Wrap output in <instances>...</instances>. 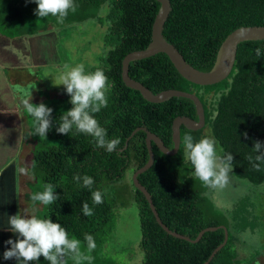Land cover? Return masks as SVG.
<instances>
[{
    "label": "trees",
    "instance_id": "trees-1",
    "mask_svg": "<svg viewBox=\"0 0 264 264\" xmlns=\"http://www.w3.org/2000/svg\"><path fill=\"white\" fill-rule=\"evenodd\" d=\"M172 11L164 26L165 39L174 45L185 60L197 70L210 71L225 39L243 27L264 26V0H170ZM64 23L55 17L38 18L37 5L30 0H0V36L11 40L23 36H37L51 24L57 28L83 27L88 23L107 25L105 46L100 64L91 72L102 69L109 81L106 93L108 105L94 114L100 126L106 129V139H119L117 150L109 153L97 148L93 137L59 134L60 117L72 107L71 97L59 89L62 97H47L44 104L51 108V126L46 139L34 135L35 123L24 109L29 133L33 142L29 173L34 179L30 184L31 196L42 192L45 184L54 186L58 199L44 206L38 218L59 223L68 233V239L80 241L81 249H88L85 235L94 238L93 258H102L104 246L115 227V183L126 173L132 160L135 171L147 164L149 151L146 128L156 134L165 146L172 149L173 122L177 117L196 119L195 104L184 98H173L156 104L146 101L140 92L130 89L122 79L125 57L148 47L152 28L160 3L156 0H72ZM108 13L102 17L104 9ZM261 49L257 57L255 49ZM130 77L141 82L153 93L178 90L195 93L204 105L207 124L223 150L225 160L231 156L230 166L237 178L254 185L264 186V40L242 43L237 52L234 70L230 77L213 86H198L184 79L166 54L132 62ZM200 92H202L200 94ZM210 94H219L215 109L208 103ZM206 99V100H205ZM38 105L40 103H33ZM42 103V102H41ZM191 135L192 142L200 141L201 132L183 127L179 161L172 162L155 144L154 165L139 176L140 183L150 193L162 223L192 240L201 231L224 226L229 231L227 245L209 264H241L238 260L236 237L232 222L239 233L258 228L252 202L248 197L240 200L232 214L220 211L207 195L211 188L194 175V168L184 154V135ZM259 145V147H257ZM94 180L92 189L83 187L82 179ZM101 191L103 203L93 204L92 191ZM93 209L92 216L83 214V204ZM135 203L139 211L143 264H206L213 252L223 244L225 231L219 229L204 234L194 244L169 235L157 222L145 195L136 190ZM42 264H51L43 256ZM70 257L76 264L84 263L78 253L64 249L58 255L59 264H67ZM29 264H40L31 261Z\"/></svg>",
    "mask_w": 264,
    "mask_h": 264
},
{
    "label": "rangeland",
    "instance_id": "rangeland-1",
    "mask_svg": "<svg viewBox=\"0 0 264 264\" xmlns=\"http://www.w3.org/2000/svg\"><path fill=\"white\" fill-rule=\"evenodd\" d=\"M107 13L108 8L104 9L102 17H105ZM106 32L107 25L88 23L81 28L72 26L60 29L55 24H51L48 30L41 31L37 36H23L11 41L8 39L12 44H23L22 47L17 44L16 48L12 47V49L19 59L25 60L27 62L26 65L28 64V69L23 70L25 71L26 78H22L20 81L22 87L19 85L13 87L11 85V95L14 93L13 89L20 93L22 89H27L29 85H33L35 87L30 89L32 93L29 98L30 102L43 103L49 94L52 97H62L63 95L59 89L65 88L59 85L61 83L60 76L71 67L79 64L85 66L86 73L91 72L93 67H97L103 55ZM18 47H21V49L17 50ZM65 65L68 68H65ZM7 74L8 72L4 70V75ZM217 97H219V94L216 96L210 94L208 96L207 101L211 105L212 110L216 107L215 102L219 99ZM13 99L15 100V98ZM15 102L18 104V101ZM11 104L14 106V102H11ZM20 109L24 111V107ZM22 117L20 115L12 116L11 113L5 115L6 120L9 122V134L8 136L5 135L6 144L0 145V149L4 151V155L0 156V168L6 165L1 174L2 178L0 182L6 184L8 187L9 178L11 179L16 176L23 164V168L27 170V173H21L22 182L20 183V188H12L11 195L16 198L15 205L18 208L17 213L25 218H30L33 215L37 216L43 210L44 206L39 203H33L31 200L30 184L34 182V179L29 173L28 167L31 163L33 142L30 137H27L29 133L28 119L24 115ZM205 137L215 141L218 163H226L227 161L225 160L223 150L215 140L209 126L205 133L201 135V139ZM23 154H26V156L20 157ZM171 160L175 163L179 161V158L175 156ZM135 168L136 162L132 160L126 170L125 176L114 185L116 189V206L114 209L115 227L104 246L102 258L94 259L89 249L79 248L78 255L84 263L143 264L145 256L141 247L139 211L135 203ZM7 171H9V177ZM207 195L216 207L227 216L232 214L236 204L240 200L245 197L250 199L259 225L255 231L247 230L246 232L239 233L235 229L234 222H232V232L236 237L238 260L241 264H264V186L254 185L247 180L237 178L230 166L228 183L223 188L211 187ZM3 201L4 203L9 202L10 197L6 198L4 196ZM10 213L15 215L16 211L10 209L9 215ZM3 235L6 236V241L9 239L15 241L17 238V234L14 235L12 232H4ZM3 245L5 249L8 248L6 243ZM89 256L92 257L91 260L86 258ZM8 261L10 260H5L3 257H0V264H8ZM37 261L42 264L43 258L40 257ZM67 261V264H75L70 257H67Z\"/></svg>",
    "mask_w": 264,
    "mask_h": 264
},
{
    "label": "clouds",
    "instance_id": "clouds-1",
    "mask_svg": "<svg viewBox=\"0 0 264 264\" xmlns=\"http://www.w3.org/2000/svg\"><path fill=\"white\" fill-rule=\"evenodd\" d=\"M37 7L35 15L38 18L55 17L57 23H64L71 8L75 12L72 0H30ZM243 35V33H242ZM257 57L261 54V49H255ZM65 68H68L65 65ZM61 83L66 93L71 97V109L60 117V125L57 128L59 134L67 135L75 129V134H85L94 138L96 147L103 148L112 153L117 150L120 144L119 139L108 140L107 131L100 126L94 114L99 113L102 108L108 105L106 93L109 91L108 77L102 69L94 72H85L83 64L71 67L60 76ZM35 86L29 85L27 89H22L24 95L28 97L22 101L26 112L33 118L35 123L34 135H39L46 139L47 132L51 126L49 117L52 115V109L44 103L34 105L30 103L31 91ZM184 146L186 156L190 160L194 175L206 186L213 188H223L228 183V172L232 157L228 156L226 163H218L216 156L215 141L205 137L197 143L192 142L191 135H184ZM259 147V145H257ZM21 173H27L23 167L19 169ZM74 179L83 181V187L92 189L94 180L90 176H75ZM58 197L54 194V186L45 184L42 192L31 196L33 203H39L43 206L53 204ZM93 204L103 203L102 192L92 191ZM83 214L92 216L93 209L88 203H84ZM10 231L17 234L14 240L9 239L5 243L11 245V248L3 253L5 260L17 258L22 264H29L31 261L38 260L43 256L51 264H59L58 255L64 254V249L79 254L80 241L73 238L68 239L67 231L59 223H53L51 219L38 218L36 215L25 218L19 214L8 218ZM89 251L95 248L94 238L91 235H85ZM91 260L92 257H86Z\"/></svg>",
    "mask_w": 264,
    "mask_h": 264
},
{
    "label": "water",
    "instance_id": "water-1",
    "mask_svg": "<svg viewBox=\"0 0 264 264\" xmlns=\"http://www.w3.org/2000/svg\"><path fill=\"white\" fill-rule=\"evenodd\" d=\"M160 3V8L152 28V38L148 47L141 51H135L128 54L122 63V79L127 87L130 89L140 92L142 97L150 103H164L173 98H184L192 101L197 110L198 121H194L188 117H177L173 122V143L174 146L172 149H169L165 146L164 142L156 134L148 131L146 128L136 129L127 141L126 148L128 147L129 141L136 135L140 130H143L147 133L146 144L149 151V160L146 165L138 169L134 175V186L136 190L142 192L148 202L154 216L156 217L159 225L169 234L175 238L185 240L190 243H198L203 238L204 234L210 231H216L223 229L225 231V240L212 254L209 261L206 264H209L215 255L220 252L226 245L229 239V231L226 227H211L204 229L200 232L198 237L194 240L185 237L175 231H171L167 228L162 221L160 220L159 214L152 202V198L147 189L140 183L139 176L147 172L155 163V154L153 150V144L165 155L169 157L176 156L181 147V129L185 127L188 130L196 131L202 128L205 124V110L200 98L194 94L178 90H167L160 92L158 94L153 93L147 87H145L141 82H138L130 77L129 70L132 62L140 61L153 57L157 54L164 53L166 54L170 61L175 66L179 74L186 79L187 81L198 85V86H213L220 84L221 82L227 80L232 74L236 59L238 48L242 43L246 42H255L264 40V26L262 27H243L232 32L221 45L216 62L213 68L208 72H203L192 67L184 58V56L176 49L174 45L169 43L164 35V26L170 16L172 11V6L170 0H156ZM243 33V35H242Z\"/></svg>",
    "mask_w": 264,
    "mask_h": 264
},
{
    "label": "crops",
    "instance_id": "crops-1",
    "mask_svg": "<svg viewBox=\"0 0 264 264\" xmlns=\"http://www.w3.org/2000/svg\"><path fill=\"white\" fill-rule=\"evenodd\" d=\"M8 39L9 38L7 37L0 36V145L6 144L5 135L8 136L9 134V122L8 120H6L5 115L11 113L12 116L20 115L22 117V115H24L26 118L24 111H22L20 108L23 107L22 101L28 98L26 96H20L15 89H13V95H11L10 93V87H15V85H19L20 87H22L20 81L22 78H26L25 71L23 70L28 69V64L26 65L27 62H25V60L23 61L19 59L18 56L14 53V50L12 49V47L16 48L17 44L21 45V47L23 44H12V42H10L11 39H9L10 41ZM21 47H18L17 50H20ZM4 70L8 72L7 75H4ZM13 98H15V100ZM15 101H18V104H16ZM11 102H14V106H12ZM22 141L24 142L23 139ZM2 155H4V151L0 149V156ZM25 156L26 154H23V156L20 155V157ZM5 167L6 165L0 168V179L2 178L1 174L3 173ZM21 167H24L23 164ZM7 175L9 177V171H7ZM21 182L22 177L20 171L13 178H9L8 187L6 184L0 182V257H3V253L10 249V245H8L7 249H5V246L3 245L6 242V236H4L3 234L4 232L11 233L10 227L8 225V218L10 217V215L13 216V214L10 213L9 215V210L14 209V211H16L15 215L19 214L17 213L18 208L15 205L16 198H14V196L11 194L12 188L19 189ZM4 196L6 198L10 197V201L4 203ZM7 263L22 264V262L15 257L10 259V261H8Z\"/></svg>",
    "mask_w": 264,
    "mask_h": 264
},
{
    "label": "flooded vegetation",
    "instance_id": "flooded-vegetation-1",
    "mask_svg": "<svg viewBox=\"0 0 264 264\" xmlns=\"http://www.w3.org/2000/svg\"><path fill=\"white\" fill-rule=\"evenodd\" d=\"M21 96H24V92L23 91H20V93H19ZM201 94V93H200ZM215 95V94H214ZM206 100V99H205ZM189 118V117H188ZM190 119H192V120H194V121H198V115H197V118L196 119H193V118H190ZM208 124H207V120H206V124H205V126H204V128H202L201 130H198L199 132H201V135H203L204 133H205V131L207 130V128H208ZM210 127V126H209ZM182 130H183V127H182V129H181V133H182ZM200 140H201V137H200ZM182 142V141H181ZM181 148V147H180ZM180 151V150H179ZM179 153V152H178ZM178 155V154H177ZM176 155V156H177ZM173 157H175V156H173Z\"/></svg>",
    "mask_w": 264,
    "mask_h": 264
},
{
    "label": "bare ground",
    "instance_id": "bare-ground-1",
    "mask_svg": "<svg viewBox=\"0 0 264 264\" xmlns=\"http://www.w3.org/2000/svg\"><path fill=\"white\" fill-rule=\"evenodd\" d=\"M161 54V53H160ZM164 54V53H163ZM195 94V93H194ZM203 104V103H202ZM203 107H204V105H203ZM205 124H206V116H205ZM205 124H204V126H205ZM204 126L202 127V128H204ZM202 128H200V129H198V130H201ZM198 130H196V131H194V132H198ZM190 131H193V130H190Z\"/></svg>",
    "mask_w": 264,
    "mask_h": 264
}]
</instances>
